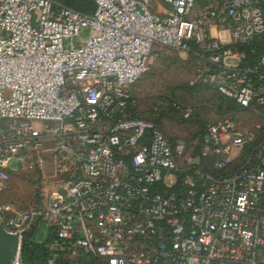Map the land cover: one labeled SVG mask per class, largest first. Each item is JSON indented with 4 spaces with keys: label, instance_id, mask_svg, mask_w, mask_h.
Returning a JSON list of instances; mask_svg holds the SVG:
<instances>
[{
    "label": "built area",
    "instance_id": "obj_1",
    "mask_svg": "<svg viewBox=\"0 0 264 264\" xmlns=\"http://www.w3.org/2000/svg\"><path fill=\"white\" fill-rule=\"evenodd\" d=\"M92 1L86 16L0 0V225L18 237L14 264L36 224L72 261L264 264V50L238 49L264 36L261 0ZM155 46L193 54L191 85L262 119L216 120L193 146L167 137L134 94ZM16 162L53 168L26 210L4 201Z\"/></svg>",
    "mask_w": 264,
    "mask_h": 264
},
{
    "label": "rangeland",
    "instance_id": "obj_2",
    "mask_svg": "<svg viewBox=\"0 0 264 264\" xmlns=\"http://www.w3.org/2000/svg\"><path fill=\"white\" fill-rule=\"evenodd\" d=\"M54 1L59 6L63 5L60 0ZM199 64L198 58L191 53L155 46L148 70L134 88L141 115L148 118L156 112L152 108L157 107V112L161 110L165 114H154L163 116L164 126H161L164 132L168 135L173 133L172 136L183 138L192 146L200 137L204 125L209 122L234 118L248 128L262 119L260 113L228 107L229 102L209 87H190V81L193 80ZM176 101L194 108L191 119L185 121L171 110L172 102ZM14 166L20 168L21 164L16 162ZM52 171L50 163L45 165L43 172L29 171L22 166L12 174L11 187L5 194L4 201L14 203L22 210L39 203L41 195L53 187L50 182ZM65 258L74 260L68 255Z\"/></svg>",
    "mask_w": 264,
    "mask_h": 264
},
{
    "label": "trees",
    "instance_id": "obj_3",
    "mask_svg": "<svg viewBox=\"0 0 264 264\" xmlns=\"http://www.w3.org/2000/svg\"><path fill=\"white\" fill-rule=\"evenodd\" d=\"M54 3L58 4L57 2H55L54 0H51ZM62 2L63 7L72 9L82 15H92L94 10H95V6L92 0H60ZM261 5H262V10L264 13V0H261ZM263 48V49H262ZM238 49L240 51H243L244 53H246L247 59L253 61L255 59V57H257V55H260L263 50H264V36L257 38L250 46L248 47H238ZM251 49H256L257 50V55H251L250 54V50ZM199 50L195 47L192 46V52H198ZM191 82V81H190ZM137 84V83H136ZM190 87L192 88H196L198 86H203V87H209L213 90H215L217 92V94H219L221 97L224 98V100H227L229 102L228 107L232 108V109H236V107L240 108L235 101L225 97L224 95L220 94L217 91V88L214 87L211 84H204L201 82H196L194 84H189ZM135 88V86H134ZM135 94V93H134ZM136 97V96H135ZM137 103H138V99L136 97ZM174 104H178L182 107H188L192 110V114L189 118L184 119L181 112L176 110L174 107ZM138 108H139V103H138ZM154 111L153 114H151L148 118H144L141 115V111L139 108V115L141 118L152 122L155 126H157L167 137L170 138H180V137H174L172 136V134L168 135L166 132H164V130L162 129L161 124H163L164 126V122H163V116L165 115L164 112H162L161 110L159 112L163 113V116L159 117V116H155V113H159L158 108L154 107L152 108ZM241 109V108H240ZM171 110L176 113L177 115L180 116V118H182L183 120L187 121L189 119H191V117L193 116L194 113V108L192 106L189 105H184L180 102H172L171 104ZM235 120L234 118H230ZM212 122H209L207 124L204 125L202 131H201V135L204 134L206 127L211 124ZM200 135V136H201ZM183 139V138H180ZM185 140V139H184ZM37 225H35L28 233H26L22 239V243H21V249H20V253H21V261L23 264H106L105 262H102L99 259L93 258L91 256H87V255H82L80 256L76 261H71L65 258V256H63L57 249H55L53 246L56 243V239L53 236V234L51 232H48L47 236L43 239L37 238ZM58 255V260L56 262H49L52 258V256L54 255Z\"/></svg>",
    "mask_w": 264,
    "mask_h": 264
},
{
    "label": "water",
    "instance_id": "obj_4",
    "mask_svg": "<svg viewBox=\"0 0 264 264\" xmlns=\"http://www.w3.org/2000/svg\"><path fill=\"white\" fill-rule=\"evenodd\" d=\"M19 240L16 235L10 234L0 225V264H14ZM54 262L58 256H52Z\"/></svg>",
    "mask_w": 264,
    "mask_h": 264
},
{
    "label": "crops",
    "instance_id": "obj_5",
    "mask_svg": "<svg viewBox=\"0 0 264 264\" xmlns=\"http://www.w3.org/2000/svg\"><path fill=\"white\" fill-rule=\"evenodd\" d=\"M47 234H48V231H47L46 227L43 226L42 224H38L37 238L43 239L47 236Z\"/></svg>",
    "mask_w": 264,
    "mask_h": 264
}]
</instances>
